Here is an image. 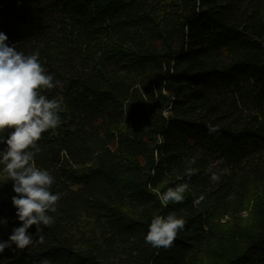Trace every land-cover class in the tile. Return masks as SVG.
<instances>
[{"label": "trees", "instance_id": "obj_1", "mask_svg": "<svg viewBox=\"0 0 264 264\" xmlns=\"http://www.w3.org/2000/svg\"><path fill=\"white\" fill-rule=\"evenodd\" d=\"M0 32L39 52L63 102L35 156L54 223L0 264H264V0H0ZM12 188L0 165V241L22 226ZM172 212V246L146 244Z\"/></svg>", "mask_w": 264, "mask_h": 264}, {"label": "clouds", "instance_id": "obj_2", "mask_svg": "<svg viewBox=\"0 0 264 264\" xmlns=\"http://www.w3.org/2000/svg\"><path fill=\"white\" fill-rule=\"evenodd\" d=\"M7 36L0 32V144L5 145L0 151V165L7 179L13 182L11 203L16 208L20 227L13 229L7 241H0V254L15 245V249H25L33 244V236L28 234L31 226H36L37 242L43 243L44 236L40 225L49 226L54 218L48 212H55L59 194L50 191L54 177L35 164V156L40 152L37 142L42 133L60 125L59 113L63 111L61 99H49L41 90L61 87L62 82L48 74L39 60V52L24 55L15 46L6 44ZM217 129L209 125V134ZM222 160L209 164L206 172L210 179L218 181L220 176L213 171ZM198 169L188 168L187 177ZM187 183L169 187L159 199L163 205L170 202L181 203L188 190ZM204 200L200 195L193 201V206ZM185 226V220L172 212L166 216H156L150 222L145 243L154 248L172 246L178 231ZM40 264H50L47 258Z\"/></svg>", "mask_w": 264, "mask_h": 264}]
</instances>
